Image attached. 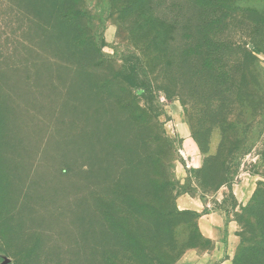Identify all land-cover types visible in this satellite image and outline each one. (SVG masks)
Returning a JSON list of instances; mask_svg holds the SVG:
<instances>
[{
    "label": "rangeland",
    "instance_id": "rangeland-1",
    "mask_svg": "<svg viewBox=\"0 0 264 264\" xmlns=\"http://www.w3.org/2000/svg\"><path fill=\"white\" fill-rule=\"evenodd\" d=\"M187 193L264 264V0H0V264H180Z\"/></svg>",
    "mask_w": 264,
    "mask_h": 264
},
{
    "label": "crops",
    "instance_id": "crops-1",
    "mask_svg": "<svg viewBox=\"0 0 264 264\" xmlns=\"http://www.w3.org/2000/svg\"><path fill=\"white\" fill-rule=\"evenodd\" d=\"M184 139V151L188 165L185 166L182 163L181 167L182 171L185 172L186 168L190 167V163H196L193 166L194 168L199 167L200 152L197 144L189 137L188 133L184 135ZM232 190L236 199L245 203L250 199L254 186L244 181L235 184ZM177 205L180 210H193L199 213L197 223L200 232L212 244L206 250L195 249L186 253L182 256L180 264H232L239 241L237 240V234L232 230V222L228 220L226 214L208 209L210 205L207 202L202 199L199 200L188 193L178 197Z\"/></svg>",
    "mask_w": 264,
    "mask_h": 264
}]
</instances>
